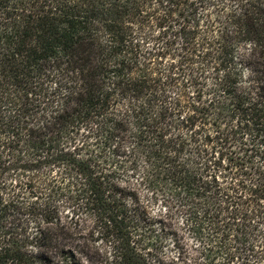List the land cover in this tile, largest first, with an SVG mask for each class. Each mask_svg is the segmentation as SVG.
Returning a JSON list of instances; mask_svg holds the SVG:
<instances>
[{
	"label": "trees",
	"instance_id": "1",
	"mask_svg": "<svg viewBox=\"0 0 264 264\" xmlns=\"http://www.w3.org/2000/svg\"><path fill=\"white\" fill-rule=\"evenodd\" d=\"M140 162L202 252L264 264V0H0V264H80L82 220L151 264Z\"/></svg>",
	"mask_w": 264,
	"mask_h": 264
},
{
	"label": "rangeland",
	"instance_id": "2",
	"mask_svg": "<svg viewBox=\"0 0 264 264\" xmlns=\"http://www.w3.org/2000/svg\"><path fill=\"white\" fill-rule=\"evenodd\" d=\"M145 25L147 24L145 23ZM158 30L161 29H157V32ZM169 59L171 57L167 56L165 60ZM233 146H235L232 148L234 156L231 162L237 167L229 166L232 172L238 173L240 171L239 167H241L244 170L243 172L250 173L248 170L243 169L245 166L249 167V164H246L248 154L245 152V146L239 143H235ZM143 167V164L140 162L139 169L136 171L123 173V180L125 182L123 181L122 185L130 187L133 190L132 192L136 194L140 207L145 212L146 217L151 218L153 225H156L154 221H158L159 217H161L167 227L165 232H160L159 227L154 228L155 237L147 238V247H139L144 249L143 253L146 255L147 261L151 264H226L223 261V256L219 253L202 252L201 249L204 246L200 241L202 242L204 239L193 235L187 230L184 226L182 215L175 211L176 206L174 204L165 207L160 196L157 198V201L153 200L150 192L147 190V182L141 181ZM235 177L243 178L240 175ZM166 213L169 214L168 217H165ZM67 216L69 218L72 217L70 214ZM74 217L76 216H73L71 220L72 225L75 222ZM89 226V221H80L79 228L73 230L67 240L69 247L65 248L73 254L75 260L80 264H110L112 247L107 246L103 238L95 231L90 232Z\"/></svg>",
	"mask_w": 264,
	"mask_h": 264
}]
</instances>
